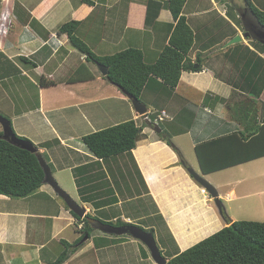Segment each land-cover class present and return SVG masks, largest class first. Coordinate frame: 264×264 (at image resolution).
I'll use <instances>...</instances> for the list:
<instances>
[{"label":"crops","instance_id":"obj_1","mask_svg":"<svg viewBox=\"0 0 264 264\" xmlns=\"http://www.w3.org/2000/svg\"><path fill=\"white\" fill-rule=\"evenodd\" d=\"M2 1L0 10L15 13L16 21L9 31L0 34V115L10 121L17 136L36 145L59 186L64 191V186L73 188L80 203L72 199L86 209L87 215L107 224L121 220L153 233L157 220L169 234L171 248L164 251L171 256L219 231L228 219L232 222L224 217L222 205L219 213L214 203L210 204L212 201L187 169L192 168L190 155L200 165L196 145L243 130L226 117V102L232 91L256 101L254 123L264 124V49L243 37L242 42L224 47L227 41L243 33V0H239L242 5L232 0H186L182 13L194 33L188 58L194 62L199 56L201 70L182 71L181 82L172 91L162 87L158 79L149 82L140 102L154 117L165 112L159 127L144 123L128 97L110 82L107 81L110 86L106 85L96 65L86 61L70 45L67 35L58 30L66 19L76 21V36L96 56L109 48H134L142 52L146 64H152L174 26L165 0ZM261 7L257 8L264 11V3ZM81 64L94 78L69 83L67 80ZM32 84L37 89L38 103L20 110L19 104L29 95ZM146 92L150 98L142 101ZM197 95L200 100L189 109V102ZM5 101L9 107L3 106ZM91 101L104 104L100 109L102 119L93 121L100 115L90 108ZM238 101L236 98L235 102ZM108 104L111 105L106 111L103 108ZM246 114L248 111L242 109L239 117ZM129 120L141 128L130 154L99 160L82 142L86 134ZM254 123L251 121V126ZM84 125L88 127L86 132L70 135L75 127L80 129ZM168 140L172 146L167 144ZM47 142L52 144L43 148ZM59 160L62 167L55 169L53 164ZM256 160L211 174L223 173L228 183L235 185L242 179L244 166ZM130 163L141 177L140 189H126L122 180H116L113 189L109 184L116 178L111 175L112 169L118 168L120 178L119 169ZM62 168L70 171L67 180L61 178L65 171ZM33 195L41 196L51 212L31 211L17 204L20 199L0 195V264H51L65 251V245L75 246L80 239L81 224L49 185L43 184ZM223 198L231 200L228 195ZM92 236L82 247L69 248V258L63 264H155L147 248L128 235L117 236V243L109 246L105 241L113 237L100 231ZM93 238L99 240V248H95Z\"/></svg>","mask_w":264,"mask_h":264},{"label":"trees","instance_id":"obj_2","mask_svg":"<svg viewBox=\"0 0 264 264\" xmlns=\"http://www.w3.org/2000/svg\"><path fill=\"white\" fill-rule=\"evenodd\" d=\"M165 1L174 26L167 44L152 64H146L142 52L134 48L105 57L96 56L76 36V29L79 26L76 21L62 24L58 32L67 35L70 45L84 55L86 61L107 67L108 74L105 79L108 82L140 101L141 94L150 81L158 79L162 87L172 91L181 82L182 71L201 70L199 56H196L194 62L188 58L194 44V33L182 13L186 0ZM83 2L90 3L88 0ZM243 2L246 9L264 26V11L257 8L251 0ZM253 42L264 49V45ZM195 65H198L197 68ZM93 78L88 68L81 64L67 81L83 82ZM236 98H239L237 103ZM244 102H247L246 106L243 105ZM230 104L238 109L239 114L242 109L248 111L245 116L237 117L244 131L216 139L214 142L196 145L195 152L203 175L264 157V124L256 126L254 123L258 111L256 101L232 91L226 102L227 108ZM150 118L152 120L154 115H150ZM251 121L254 126H251ZM140 132L141 128L133 120H129L85 135L82 142L99 160H112L120 155L130 154L136 147ZM51 144L47 142L42 147L48 148ZM167 144L172 146L169 140ZM43 178L44 174L36 156L4 141L0 132V195L11 199L27 198L40 189ZM65 207L68 208L66 205ZM70 213L81 224L79 229L81 236L75 243L78 249L85 243L82 241L85 236L87 240L93 237L94 230L85 218L80 219L73 212ZM109 224L126 225L121 220ZM148 231L153 233L152 230ZM117 240L109 239L105 243L109 246L117 243ZM98 241L97 238H93L95 248L100 247ZM75 246L65 245V251L51 264H63L69 258L67 251ZM168 258L166 264H264V221H232L190 248Z\"/></svg>","mask_w":264,"mask_h":264},{"label":"rangeland","instance_id":"obj_3","mask_svg":"<svg viewBox=\"0 0 264 264\" xmlns=\"http://www.w3.org/2000/svg\"><path fill=\"white\" fill-rule=\"evenodd\" d=\"M232 1L235 4L242 5L239 0H232ZM254 2L256 3L255 5L257 7H259V6L261 7V3H264V2L258 1V0L253 1V3ZM257 4H259V6ZM14 16H16L15 13H14ZM67 22H68V19H66V23ZM240 25L242 26L241 21H240ZM112 49L113 48L105 49L103 51L104 53H101L98 57H105V56L113 55V54H116V53L124 50L122 48H119V51H112ZM77 58H78V54H77ZM92 65H94V64L92 63ZM95 67L97 68V66H95ZM15 72H17V74H19L18 70ZM20 77L21 76L18 77V80L21 79ZM104 81L106 82V85L110 86V84L107 82V80H104ZM16 82H17V80H16ZM88 93L92 94V91L89 90ZM9 97H11V95ZM163 97H165V95ZM93 98H96V96ZM93 98L91 100H94ZM148 98H150L149 92H146L142 98V101H145ZM174 99L176 101L178 100L176 97ZM102 100L103 99L96 100V101H102ZM175 100H174V103H176ZM199 100H200V96L197 95V98H194L191 102H189V109L193 108V105L195 104V102L197 103V101H199ZM91 102H92V104L90 105V108L93 111H95L96 114L100 115L99 117H94L93 121H97V120L102 119L104 116H103L102 112L100 114V109H102V107H104V104L101 103V105H102L101 106L100 104H95V101H91ZM247 102H244L243 105L246 106ZM37 103H38L37 89L32 84V86L30 87L29 95L24 97L23 102L19 104V108H20V110H22L24 107L32 108ZM110 105L111 104H108L103 109H106V111H107V109L110 107ZM3 106L9 107L8 102L5 101L3 103ZM230 106H228V110H226V112H225L226 117L230 121L232 120L233 122L240 124L239 121L237 120V117H239V115H240L239 112H237L238 109H235L233 107V104H230ZM140 116L141 115H138V117H140ZM96 118H97V120H96ZM163 118H165V117L163 116ZM162 124L160 126H162ZM145 126H146V124H145ZM150 126H155V125L153 124ZM87 128L88 127H86L85 125L82 126L80 129L78 127H75L74 130H72V134H70V135L71 136L76 135V134L80 133V131H82V133L86 132ZM67 130H69V129H67ZM86 135H88V134H86ZM24 139L28 140L26 138H24ZM28 141H30V140H28ZM190 157L192 158L191 155H190ZM190 157H188V159L191 162V167H192L191 169H193L196 173L200 174L201 173L200 169H199L200 167L198 165L196 158L193 156V158L190 159ZM52 163H53V161H52ZM57 163L58 164H56V163L53 164L55 169H58V167H62L60 165V160ZM244 168H245V171L242 172L241 181L237 182L235 185L228 183L230 181L227 178V176L223 173H214V174L209 175L208 177L206 175H202V176L211 185L217 187L218 192L220 194L219 200L221 202V205L224 208V212H223L224 217H226L227 219L230 218V220H232V221L263 222L264 221V158L258 159L253 163L245 165ZM60 170H65L61 173V178L67 180L70 177V171L69 170L66 171L65 168H62ZM117 170H118V168L116 167V168L112 169V171H111V175L113 177L115 176L117 178V179L116 178L114 179L115 181H113V183H112V181L111 182L109 181V184H111V187L113 189H114V184L116 183V180H122L126 189L133 188V189H136L137 191L140 189L142 180H141L140 176L138 177V174L135 171V167L132 166V163L128 164L124 168L119 169L120 174H121L120 178H118ZM56 179H57V177H56ZM62 187H63V184H62ZM63 188L66 189V192H68V194L70 195L71 198L74 197V198H76V200L77 199L79 200V197L77 196L76 192L73 190L72 187L64 186ZM80 194H81V192H80ZM128 195H129V197L132 196L130 191H129ZM135 195H138V193L135 192ZM226 195H228L231 198L230 201L223 198ZM16 201H17V204L19 206H23V208L30 209L31 211H41V210L47 209V212H49V211L51 212V209H52L51 207L47 208L46 205H44V203L46 201L41 196H37V195H36V197H35V195H32V196H29L25 199H20V200H16ZM59 201H61V199H59ZM78 202L80 203V200ZM210 204L212 205L213 202H210ZM85 215H87V212ZM96 216H98V215H96ZM226 218H225V221L227 222ZM155 222H156V227L154 229V232H155L154 238H155L156 244H157L158 248L160 249V251H162V256L168 260L169 259L168 257L171 256V253H169V251H164L165 250L164 248H167V247L171 248V244L169 243V234H168L167 230L164 228V226L163 227L159 226L157 223V220H155ZM229 222L230 221L228 219L227 223H229ZM141 246H143V245L141 244Z\"/></svg>","mask_w":264,"mask_h":264},{"label":"water","instance_id":"obj_4","mask_svg":"<svg viewBox=\"0 0 264 264\" xmlns=\"http://www.w3.org/2000/svg\"><path fill=\"white\" fill-rule=\"evenodd\" d=\"M240 20L242 23L243 33L242 35H236L230 41H228L224 47H228L233 44H237L242 42L243 38H250L262 45H264V26L261 25L252 13L246 9L240 14ZM97 69L99 73L106 77L108 74V68L97 64ZM197 68V65L195 66ZM125 94V93H124ZM128 99L130 100L134 112L137 115H145L147 109L144 104H142L138 99L133 98L132 96L125 94ZM0 127L2 129V139L8 142L10 145L17 147L19 149L28 151L31 154H34L38 159L39 165L43 171L44 178L43 184L49 185L53 192L63 200L65 205L68 209L73 212L77 217L83 219L85 218L86 221L96 230H99L103 234L106 235H129L135 240L140 241L149 251L150 256L155 264H166L167 259L164 258L161 254L160 249L158 248L154 235L152 232L143 230L142 228L136 225H126L116 227L107 223H103L99 220H96L92 217L86 216V209L79 205L76 201H74L70 195L64 191L57 181L54 179L52 175V171L48 163L44 160L41 153L38 151V148L33 145L30 141L24 140L19 138L13 131L10 121L0 115ZM156 128V127H155ZM157 133L160 132V129L156 130ZM188 174L193 178V180L198 183L202 188L205 189L207 194L210 196L211 200L213 201L215 207L217 208L218 212L221 213V204L219 200V194L216 188L211 185L208 181H206L202 176L196 173L193 169H187ZM87 240V236H85L82 241L84 242Z\"/></svg>","mask_w":264,"mask_h":264},{"label":"built area","instance_id":"obj_5","mask_svg":"<svg viewBox=\"0 0 264 264\" xmlns=\"http://www.w3.org/2000/svg\"><path fill=\"white\" fill-rule=\"evenodd\" d=\"M0 1L3 2L2 0ZM15 21H16V18L11 12L6 11V10H2V11L0 10V34L1 32L9 31L13 27ZM163 116H165V112L161 111L160 115H158L153 120V122L155 124H158L164 119ZM143 120L145 122H150V118L147 115L143 116Z\"/></svg>","mask_w":264,"mask_h":264},{"label":"clouds","instance_id":"obj_6","mask_svg":"<svg viewBox=\"0 0 264 264\" xmlns=\"http://www.w3.org/2000/svg\"><path fill=\"white\" fill-rule=\"evenodd\" d=\"M0 3H1V1H0ZM145 115H147L149 118H150V113H148V112H146V114ZM145 115H141L140 117L143 119V116H145ZM159 115H160V113H159ZM157 117V116H156ZM156 117H154L152 120L150 119V122H145V121H143L144 123H146L147 125H155L156 127H159V125L164 121V119L161 121V122H159L158 124H155L154 122H153V120L156 118ZM188 168H190V167H188ZM201 174V175H200ZM199 175L200 176H202L203 174L202 173H200ZM190 176V175H189ZM191 177V176H190ZM203 177V176H202ZM192 178V177H191ZM192 180H193V178H192ZM194 181V180H193ZM195 182V181H194ZM196 183V182H195ZM198 186H200L198 183H196ZM201 187V186H200ZM201 191H202V193L203 194H205L206 195V197H208V199L209 200H211V198H210V196L207 194V192L205 191V189L204 188H202L201 187ZM212 201V200H211ZM213 202V201H212ZM222 207V206H221ZM110 225H112V224H110ZM113 226H115V225H113ZM126 226V225H125ZM116 227H120V226H116ZM143 229V228H142ZM143 230H145V229H143ZM146 231H148V230H146ZM150 232V231H149ZM102 233V232H101ZM104 235H106V234H104ZM153 235H154V233H153ZM121 236H123V235H121ZM129 236V235H128ZM108 237H113V238H116L117 236L116 235H108ZM140 242V241H139Z\"/></svg>","mask_w":264,"mask_h":264},{"label":"flooded vegetation","instance_id":"obj_7","mask_svg":"<svg viewBox=\"0 0 264 264\" xmlns=\"http://www.w3.org/2000/svg\"><path fill=\"white\" fill-rule=\"evenodd\" d=\"M91 226V225H90ZM92 227V226H91ZM93 228V227H92ZM93 230H94V232H96V231H99V230H96L95 228H93Z\"/></svg>","mask_w":264,"mask_h":264}]
</instances>
